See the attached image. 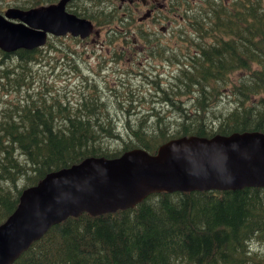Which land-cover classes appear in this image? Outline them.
Returning <instances> with one entry per match:
<instances>
[{"label": "trees", "instance_id": "1", "mask_svg": "<svg viewBox=\"0 0 264 264\" xmlns=\"http://www.w3.org/2000/svg\"><path fill=\"white\" fill-rule=\"evenodd\" d=\"M119 3L69 4L112 30L110 42L117 54L100 57L113 61V67L126 58L131 68L138 66L144 57L137 56L170 62L176 58L171 43L178 34L190 51L186 58L193 59L191 70L170 71L171 80L165 82L160 70L135 72L153 88L137 93L122 66L119 80L111 83L107 78L103 86L93 82L81 92L76 114L50 105L55 85L34 88L43 80L35 65L50 57L45 50L68 56L54 42L65 37L49 38L46 46L34 50L0 49V93L6 96L0 100V224L18 206L25 188L87 156L113 158L133 148L156 153L170 139L193 134L264 132V0H236L225 7L222 0H203L184 20L176 19L174 25L182 31L170 34L151 30L164 25L158 18L141 20L133 7L120 8ZM74 52L86 53L77 46ZM100 66L94 69L96 75L108 67L103 61ZM12 91L19 92L15 99ZM225 95L231 97L229 105ZM131 109L137 117H129ZM123 114L126 122L119 127ZM117 140L121 147L114 146ZM240 238L259 241L253 259L250 254L247 260L263 264L264 251L258 247H264V187L164 191L127 210L71 216L51 227L13 264H238L243 257Z\"/></svg>", "mask_w": 264, "mask_h": 264}, {"label": "water", "instance_id": "2", "mask_svg": "<svg viewBox=\"0 0 264 264\" xmlns=\"http://www.w3.org/2000/svg\"><path fill=\"white\" fill-rule=\"evenodd\" d=\"M69 0L0 14V47L32 50L48 34H91L90 20L66 10ZM19 19L20 22L8 20ZM264 187V132L170 139L156 153L133 148L118 157L89 156L49 172L25 188L15 210L0 224V264H13L49 229L70 216L115 213L163 191L241 190Z\"/></svg>", "mask_w": 264, "mask_h": 264}, {"label": "rangeland", "instance_id": "3", "mask_svg": "<svg viewBox=\"0 0 264 264\" xmlns=\"http://www.w3.org/2000/svg\"><path fill=\"white\" fill-rule=\"evenodd\" d=\"M173 39V38H172ZM56 46L64 49L67 51L68 56H65L64 52L58 51V50H53V49H48L45 50L49 58H41L40 63H37L35 65L36 70L39 73L43 74V80L40 82H37L34 86V88L38 89H43L48 82V84H51L50 87L55 85L57 88L56 90H52L50 92L51 96H53V101L50 103L53 108L55 107L57 110L62 111L63 108H71L73 112L76 110V114L78 112L79 105L81 103V92L87 91L88 86L93 87L94 84L93 82H97L100 86L104 85V80H107L108 82H115L119 80L118 78H121L123 75H118L121 70H123V65H128L130 63V58H126L123 61V64L113 67V66H108L104 67L107 71H105L106 75H96L94 69L98 66V61L99 57L102 55L100 50H98L95 46H92L91 44H88L86 42H80L76 44V41L73 39L67 37L66 39H63V42H58L54 41ZM184 41H182L179 38V35L177 34V40H174L173 43H171V46L173 48V51L177 57H179L181 52H186V46L183 44ZM69 45L70 49H68L66 46ZM76 46L79 49V51H85L86 53L82 54H76L74 51H76ZM94 48L95 51L92 49ZM142 48V47H141ZM147 51V50H145ZM144 52V51H143ZM143 59V63H138V66H133V69H137V72L139 71H144L147 69V66H153V65H160L154 58L151 62H145V56H137L135 59ZM133 59V58H132ZM79 63V66L82 68V70L78 71L77 69H74V64ZM94 65L90 66L89 68L87 65ZM123 66V67H122ZM164 70L165 71H170V69L167 67V65H164ZM132 75H127L126 78H130L132 80V87L136 90L138 93V90L143 88L145 90V87L150 88L153 91L152 84L144 80V76H139L140 74H136L131 72ZM86 76V79H83V76ZM137 75V77L133 76ZM161 82L166 81L167 74L164 72L160 73ZM88 84V86L85 85ZM17 91H12L10 94V97L15 99L18 96ZM20 93H23V91H20ZM144 94L146 96H149L147 92L145 91ZM188 95L182 96V99L185 100ZM225 103L229 105L231 97L226 96ZM6 98V96L1 95L0 93V100ZM76 99V104L75 103ZM129 115L131 118H135L138 116L137 110L131 109L129 112ZM82 116V114L78 115ZM124 117V114H123ZM126 120L125 117L121 119V122H117L119 127H122L123 124H125ZM115 147H121L122 146V141L117 140L114 142ZM243 241L242 247H243V253H242V258L238 261V264H249L247 258L251 254L250 257H252V252L257 249L255 246V243H259V241L252 240V241ZM244 245H248V248H244ZM258 246V245H257ZM264 251V247L260 246L258 247ZM251 250V251H250ZM251 252V253H250ZM257 260V258H256ZM252 263V261H251ZM254 264H259V263H254ZM264 264V263H263Z\"/></svg>", "mask_w": 264, "mask_h": 264}, {"label": "flooded vegetation", "instance_id": "4", "mask_svg": "<svg viewBox=\"0 0 264 264\" xmlns=\"http://www.w3.org/2000/svg\"><path fill=\"white\" fill-rule=\"evenodd\" d=\"M60 0L57 1H49V0H3V2H9L7 4H2V1H0V13L4 14L7 9L9 8H19L22 10H29L33 8H38V7H44L48 5H52L54 3H57ZM111 1V0H110ZM119 7H133L131 9L132 11H135L141 18V20H157L159 19V23L164 24L161 25L160 27L156 28L153 27L151 28L152 31H159L160 29L166 32L167 34L169 33H177L182 31V27L179 30L178 27L175 24L176 19H185L186 16L190 13V9L196 5V3H201L204 5L203 0H119ZM236 0H222L223 7L232 5L233 2ZM71 4V1L68 3ZM136 4V5H135ZM108 5V3H106ZM105 7L101 9L104 10ZM8 20L14 21V22H20L19 19L15 18H9ZM99 22V21H98ZM99 24H101L99 22ZM113 33L112 30H109V28H103L101 25H95L93 34L89 36L86 39V43L91 44L92 46H95L98 50H100L102 55L107 56L108 58L112 59V54L116 56L117 52L114 51L113 47L111 46L110 39L112 37ZM188 48H186L187 50ZM93 51L94 48L92 49ZM173 57L175 55L173 51ZM190 54V51L187 50L186 52H181L179 57L172 58L170 62H163L160 64L161 61H157L160 65H155L156 69L153 66H147V69L144 71H155L159 70L161 72H164L167 74L166 80L170 79L176 71H179L182 68L177 67L176 65H181L183 67H188V68H183L186 69L187 71H190V65L191 62H193V59L186 58ZM101 55V56H102ZM98 66L101 67V61H103L105 64L110 66L113 61H108L103 57L98 58ZM189 59V60H188ZM153 59L150 58H145V62H151ZM142 63V62H140ZM123 64V63H122ZM164 65H167V67L172 71V75H170V71H165L164 70ZM77 69L80 71L82 68L79 66V63H76ZM124 66V71L127 74H131V72L135 73L137 72V69H133L130 67V65H123ZM101 74H105V69H101ZM83 71V70H82ZM128 71V72H127ZM143 72V71H139ZM139 76H143L140 74ZM161 78V76H160ZM147 88V87H145ZM103 99V98H102Z\"/></svg>", "mask_w": 264, "mask_h": 264}, {"label": "bare ground", "instance_id": "5", "mask_svg": "<svg viewBox=\"0 0 264 264\" xmlns=\"http://www.w3.org/2000/svg\"><path fill=\"white\" fill-rule=\"evenodd\" d=\"M189 60V59H188ZM171 77V76H170ZM171 80V79H170ZM53 97V96H52ZM219 97V96H218ZM98 99V98H97ZM104 104V103H103ZM132 107V106H131ZM125 117V116H124ZM130 117V116H129ZM63 118V117H62ZM147 119V118H146ZM136 121V120H135ZM147 124V123H146ZM107 125V124H106ZM112 128V127H111ZM129 128V127H128ZM109 131V130H108ZM164 192V191H163ZM166 192H169V191H166ZM175 192H177V191H175ZM182 192H186V191H182ZM251 251V250H250ZM258 263H260V262H258Z\"/></svg>", "mask_w": 264, "mask_h": 264}]
</instances>
